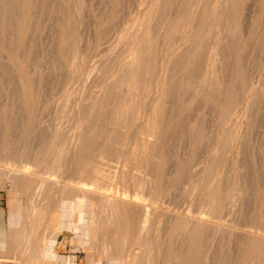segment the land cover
Masks as SVG:
<instances>
[{
	"label": "rangeland",
	"instance_id": "1",
	"mask_svg": "<svg viewBox=\"0 0 264 264\" xmlns=\"http://www.w3.org/2000/svg\"><path fill=\"white\" fill-rule=\"evenodd\" d=\"M41 177L88 191L55 239L78 264H264V0H0L6 264L37 261L64 211Z\"/></svg>",
	"mask_w": 264,
	"mask_h": 264
},
{
	"label": "bare ground",
	"instance_id": "2",
	"mask_svg": "<svg viewBox=\"0 0 264 264\" xmlns=\"http://www.w3.org/2000/svg\"><path fill=\"white\" fill-rule=\"evenodd\" d=\"M194 45V44H193ZM197 52V51H196ZM189 53V52H187ZM194 55V54H193ZM173 62V61H171ZM172 64V63H170ZM176 65V64H175ZM173 66V65H172ZM180 66H178L177 68H179ZM165 68V67H164ZM177 70V69H176ZM176 72V71H175ZM127 76V75H126ZM217 87V86H216ZM155 116V115H154ZM80 128V127H79ZM121 129V128H120ZM117 132V131H116ZM214 135V134H213ZM114 137V136H113ZM112 141V140H111ZM110 141V142H111ZM113 142V141H112ZM105 145V144H104ZM107 145V144H106ZM102 146V145H101ZM104 147V146H102ZM106 148V147H105ZM75 155V154H74ZM80 155V154H79ZM80 157V156H79ZM75 158V157H74ZM77 159V158H76ZM80 159V158H78ZM72 160V159H71ZM70 161V160H69ZM47 162V161H46ZM62 163V162H61ZM64 164V162L62 163ZM60 165V164H59ZM185 165V164H184ZM60 167V166H59ZM61 168V167H60ZM55 170H58V167H55V165H50L47 170H45V172H47L46 174H53L55 172ZM60 171V170H59ZM229 171V170H228ZM9 173V172H8ZM10 177V185H11V190L10 192L12 193V195L14 197H16L17 195H19L20 193L24 192L23 190L27 189V180L31 178V176H24L23 174H21L20 172H16L15 174H8ZM229 176V175H228ZM38 179V178H37ZM38 188L36 193L37 194H43L45 192V190L49 189V191H51L52 194V199L50 200L51 203L54 204L55 206V210H59V209H70V208H78L80 207V203L81 201H83L82 199L84 197H86L88 191L75 187V186H69V185H59V184H54L53 186L51 185V182L49 180L43 179L42 177L38 179ZM231 181V180H230ZM30 187V186H29ZM185 190V189H184ZM77 194L80 196L79 202L78 199L74 200L73 203H70V197L66 196L68 194ZM91 194V193H90ZM95 194V193H94ZM97 196V194H95ZM101 196V195H100ZM76 197V196H75ZM110 198V197H109ZM228 198V197H227ZM72 199V198H71ZM74 199V198H73ZM96 199V197H95ZM100 199V197H99ZM97 200V199H96ZM40 201V200H39ZM31 202V201H30ZM37 202V201H36ZM36 202H32L29 206V210L34 209L35 205H33ZM124 202V201H123ZM123 202L119 201L118 199H110L108 201V203L110 204V206H112V215L113 217L117 220L120 216L119 214V210L122 211L123 214V220L126 222V228H128V225H130L132 219L130 218V215H132L131 213L128 212V207L127 205L129 204H124ZM92 203V202H91ZM102 204V203H101ZM93 205V204H92ZM104 206V205H103ZM148 209V208H147ZM152 209V207L150 208ZM28 210V211H29ZM20 211V210H19ZM26 211V210H25ZM69 211H72V209H70ZM102 213V210H99ZM32 212V210H31ZM104 212V211H103ZM105 213V212H104ZM27 214L25 213L24 218L23 219V224L21 226L20 229H10L7 240L11 241L14 243V254H21V252L26 251V245L24 244L25 241L27 240H31L33 239V227H31V225L33 224V219L31 217L26 216ZM96 215V214H95ZM103 215V214H100ZM99 216V215H97ZM67 217L68 219H70V221L72 222V217L71 214L67 213V210H64L61 214V216L59 217V221L57 223V225L54 224V226L56 227L54 234L53 235H48V242L46 244L45 247H47L48 249L51 248L52 244L54 243L58 233H59V229L61 228V220L63 218ZM148 215L146 214V216L143 218L142 222H141V232H143V236L144 238L147 240V246L149 248H152L151 246L153 245V239L151 238V231H150V224L152 223L151 218H147ZM150 219V220H149ZM96 220V217L95 219ZM95 223V222H93ZM155 225V223H154ZM144 226V227H143ZM54 227V228H55ZM125 228V230H126ZM140 232V233H141ZM194 232V231H193ZM83 237L85 238L84 241H93L95 234H87V233H83ZM194 237V236H193ZM250 237V236H249ZM121 241L127 240L128 238V229L127 231L122 232L121 237H119ZM140 242V241H139ZM30 243V242H29ZM11 247V246H10ZM148 248V249H149ZM11 250V248H10ZM108 253V252H107ZM114 253V252H113ZM153 253V252H152ZM112 253L110 252V255ZM36 258H40L42 256V253H38V251L36 252ZM110 255H108L110 257ZM113 255V254H112ZM40 256V257H38ZM112 257V256H111ZM152 257V256H151ZM3 260V259H0ZM26 261H28L27 259H25ZM30 261V260H29ZM44 261V260H43ZM114 261V260H113ZM24 263V262H23ZM30 263V262H29ZM28 263V264H29ZM116 263V262H115ZM121 263V262H120ZM0 264H6L3 261H0ZM16 264V263H15ZM32 264V263H30ZM35 264V261L34 263Z\"/></svg>",
	"mask_w": 264,
	"mask_h": 264
},
{
	"label": "crops",
	"instance_id": "3",
	"mask_svg": "<svg viewBox=\"0 0 264 264\" xmlns=\"http://www.w3.org/2000/svg\"><path fill=\"white\" fill-rule=\"evenodd\" d=\"M66 246V241L56 240L51 248L45 247L42 256L35 260V264H78L76 258H70V253L65 250Z\"/></svg>",
	"mask_w": 264,
	"mask_h": 264
}]
</instances>
